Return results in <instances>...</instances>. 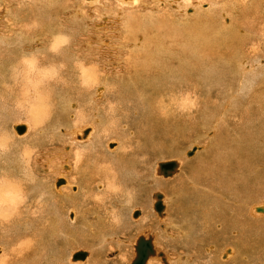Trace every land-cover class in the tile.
Here are the masks:
<instances>
[{
    "label": "bare ground",
    "instance_id": "obj_1",
    "mask_svg": "<svg viewBox=\"0 0 264 264\" xmlns=\"http://www.w3.org/2000/svg\"><path fill=\"white\" fill-rule=\"evenodd\" d=\"M203 1H206V8L202 6ZM203 1L198 0L197 7H195V5L191 7V0H143V2L141 0H85L87 3L84 5L89 6L92 3H97L102 9L101 12L107 11L106 13H108V11H113L115 14L116 12L119 14L124 13L122 16H124L125 20L124 18L123 20L134 27L121 29L120 33L115 32L114 37L111 39L104 35H97L99 38L95 37L97 38L95 42L99 39L97 42L98 44L91 46L86 45L85 47L87 48L85 50L81 48L80 45L77 47V42L73 39L72 43L64 47L59 53L57 58H59L58 60H60L61 63H58V61L57 63L65 66L61 74L64 77L71 78L72 85H75L73 87L75 89L73 92L74 94L78 93L79 99L74 102L68 97V94L72 93L73 88H70V85H65L63 79L60 80L61 82L54 80L48 83L46 87L48 86V103L51 108V112L49 111V113L51 114L53 112L55 114H52L54 115V122L49 124L48 120V128L43 126L44 123L38 125V134L40 136L38 140L45 139V141L48 142L57 140L64 145L63 152H66L65 149L69 146L72 147L71 145H74L75 147L71 148V151H68L70 156L74 159L73 165H64L69 159L62 160L59 168L55 166L57 169L56 177H60L56 180L54 179L52 184L49 185L50 183L45 182L44 178L37 176L35 171L38 170V172H40L39 174H46L47 171L53 172V170H50L52 168L49 166L48 169L45 168L41 170V166L35 164L37 157H35L32 164H30V158L27 153L24 155L22 154L23 159L20 160L11 158L13 155L9 153L14 148V145H7V150H10L8 153H6V150H0V170L9 172H6L7 174L3 172L5 176H1L0 174V178H6L8 181L7 184L0 181V205L5 202H11L21 192L23 195V204L20 205L15 212L7 217L0 215V243L7 240L8 234L6 232L9 231L10 233V231H13L17 235L31 236L27 237L28 241L38 242L39 238L45 239L49 235V237L38 246L42 248L41 251H37L39 253L41 252L42 257H44L43 255L48 253L47 251L49 250L53 252L58 250L57 239L59 237L62 239V246H59V251H62V248L66 246L69 247L71 241H73L76 246L79 241H81L83 245L91 241L94 246L96 244V246L101 248L106 242L113 240L112 235L114 234L115 227L119 229L122 226L120 218L122 216L121 211H123V209L126 210L125 206H127L128 210L126 213H123L126 214L129 220L130 218L135 220L141 218L137 225L140 227L139 230L142 233L138 234L132 240L133 242L130 244L131 252H128L129 246L127 248V252L131 253V257H128L130 254L126 256L124 253H121L115 264H119L124 259V256L131 259L127 261L129 262L128 264L131 263L135 257L134 247L139 236H144L145 239L150 236L152 246L155 250V255L150 256L146 264H164V261L166 264H171V258L169 259L165 252L156 247V243L159 242L163 248L169 249L174 253L173 257L177 264L183 261H185L184 264H261L260 259L264 256V227L260 226V221L264 219V216L258 215H264V201L252 207V199L249 200L250 195L247 194V192H249L247 185L252 183L250 180L252 177L257 179L258 184L264 181L262 180L263 173L261 172V166L263 164H260V150L264 142L261 143V145L259 143L260 141L262 142V138L264 137V108H262V106L258 107L259 114L254 113V111L253 113L245 112L242 114L241 110L243 108L245 109L244 111L249 109L245 108V105L239 101L246 99L245 101L248 102V106L251 105L249 101H252L255 106L260 103V99H262L263 96L256 93V91L255 93L251 91L252 89L264 91V64L257 61L259 58L258 48H255L256 51L253 48L249 51H245L243 47H235V45L234 47L236 50L234 48H228L227 34L223 32L227 27H230L231 24L228 23L229 21L223 23L222 17L226 13L224 11L225 4L231 3L229 4L230 8H232L231 5L237 8V5L235 6L237 1ZM254 1L256 3L258 0H249V2L247 0L248 3L246 4L253 6ZM82 2L84 1L79 0L80 4H82ZM57 3V0H0V85L7 84L6 82L10 81L11 69L20 59L19 56V58L15 56L16 46L18 49H22L20 52L27 54V51L34 45L36 50L41 48L42 51L45 50V54V52L48 51V46L52 38L58 33L64 34L65 29L64 32L58 31L57 28L51 26L52 15L50 12L56 9ZM259 6H261V4ZM68 7H64L63 10ZM139 7L140 9H138ZM119 8H122V11L119 10ZM249 8L251 7L249 6ZM260 8L262 11V7ZM141 10L142 14H140ZM234 11L233 13H235ZM217 12V17L220 16L222 20L217 21L218 23L215 22L216 25H214L215 23L211 21L210 18ZM235 16H237V14ZM191 18L195 19V24L198 22V25H200L198 27L205 30L208 37L210 36L208 41L211 42V44L203 39L204 42L206 41L209 45L206 44L201 47V43H198L200 40L196 42V38L191 36ZM47 20H49L48 23L45 22ZM231 21L232 24H235V19ZM121 24H123V22ZM125 25L124 23L123 27H125ZM192 29L194 30V28ZM232 29L234 28L232 27ZM75 33L73 37L79 40L81 38V36H79L80 32ZM230 33L231 32H229V34ZM195 34H197V31ZM249 36L256 37V34H249ZM262 36L264 37V35ZM213 38L216 39V43L209 40ZM233 39L235 40V38L231 40ZM257 40H259V38H257ZM24 45L26 47L25 49L22 48ZM36 50L34 49V51ZM239 52L242 54L243 58L248 59V55L251 56V63L255 61L254 67L256 69L249 70L250 67L249 69L247 68V59H240L237 61L236 55ZM29 53L31 55V52ZM42 53L43 52L36 53L39 60H44V58L49 57ZM47 54L50 55L51 53L48 52ZM112 54L115 55V58L111 60ZM121 55L124 56L121 61L116 59ZM191 55H193V57H191ZM192 58H194V62L191 61ZM77 62H83L84 71L77 70V68L74 67ZM252 64L251 66L254 65ZM44 66L45 65H41L40 63V67ZM92 66H95L98 72L89 71L88 69ZM84 72H87V75H85ZM123 78H127L131 84L124 83L122 86H114L111 82V80L114 79L122 81L121 79ZM182 80L185 82L184 84L187 83L185 85L187 89L191 88V80L196 81L197 83L193 81L192 84H200L201 87L207 91L209 96L208 99H212V97L216 96V92L217 94L222 92L223 94L221 97L224 95L227 96L224 99H229L230 106L236 111L238 110L235 114L239 116L241 113L242 117L238 119L239 123H232L231 127L224 123L225 132L227 134L226 144L228 146L223 147L222 150L219 148L221 151L218 152H221V154H219L216 159H211L215 155H209V158L212 156L210 158L211 160L202 168L203 172L198 171L200 173H196L194 170L195 172L193 171V173H191L189 171L191 175L188 173L186 177L181 175L175 180L170 181V179L180 173L181 168H183L182 163H184L185 159L181 162V159L179 160L175 159L176 157H171L172 159L170 160L157 161L153 168H150V173L148 172L147 176L151 178L149 187L155 189L151 192L149 197V199H151L150 203L148 199L143 200L145 197H142L144 192L143 189L147 186L145 185V172L148 170H145L148 168L146 164H148L151 158L166 154L163 153L159 146H164L166 143L170 144L180 139L179 136L185 133L183 128L186 129L185 123L189 121L188 119L190 117L194 118V122L191 120L194 125L196 124L195 121H200L197 120V118L202 115V111L205 118L209 116H207L208 113L206 114V109L200 106L199 98L196 99L194 97L188 100L186 99L187 97L183 95L181 98L186 99L184 100V104L186 105V102H188L186 106L181 104L184 101L179 97L182 102L178 99L181 102V106H178L179 103H176L175 107H178V110L176 109L177 112H175L173 108L169 111V114L168 109L167 112L162 110V103H158L157 96L162 94L165 95L166 93L173 96L176 91L182 90L180 89ZM85 81L87 83H85ZM196 86L194 89L193 87L191 88L193 89V96H196L197 92L201 94L200 89L197 88L199 86ZM190 93H188L189 96ZM213 93L215 94L213 95ZM17 96L18 90H8L0 86V97L3 98L1 101H7L5 106L0 104V136L8 138L10 135L17 144H22L25 143L24 141L30 139L27 138L30 134H33L34 123L26 111H21L16 108ZM199 96L200 95H198V97ZM116 97L118 101H115V103L114 98ZM102 98L103 106L101 107L99 102ZM171 102H174V99H172ZM76 105L78 106L79 113L85 114L82 117L83 119H81L82 124L76 126V128L79 127L78 129L66 130L69 125L71 127L73 125V123L69 121L74 118V114L72 115L70 112L74 110ZM170 106H168L169 109ZM223 108L221 109L222 111H224ZM183 109H185V111L187 109V112L184 113L185 111H182ZM190 109L191 115L189 116ZM20 111L27 117L21 118V116H19L21 114ZM222 111L214 113L219 114V116L216 115L217 117H215V115L209 116L211 120L213 119L208 122L211 123L209 129H212L213 126L211 131L216 132V124L220 123L219 121H224ZM47 114L48 112L45 114L41 111L38 113V118L42 117L43 119ZM59 115H61V118L66 117L70 118V120L68 121L66 119V122H61L59 121ZM209 117L207 119H209ZM203 123L204 122H202V125ZM16 125H23L25 127L23 134H18L14 130ZM86 125H90L92 128L84 127ZM129 125L135 127L140 133V137L137 136L139 137V141H135V143L137 142L138 144L137 151L142 154L144 153L141 157L140 166L138 160L135 158L133 146L131 148L126 144L129 137L127 136L128 132L126 133L125 130ZM85 129H88L87 134L84 136L85 138H81V134ZM127 130L129 129L127 128ZM132 136H134L133 131ZM32 137L33 136H31V138ZM112 140L117 141L118 147L115 150L113 149L116 147V143L111 142L108 145V142ZM155 146L157 147L154 148ZM50 147L52 148L51 145ZM200 148L201 147L197 146L192 147L190 150L188 149L189 151L186 149V157L190 158L196 154V156L194 155L196 158L197 155L204 150L201 148L202 150L200 151ZM30 152L31 151L28 153ZM35 152L41 155V151H37L36 149ZM45 152L46 150H44V153ZM101 153H105V155L108 156L106 159L110 158V161H107L108 163L110 162L109 165H103L104 159H101ZM167 153V155L172 154L169 151ZM189 153L191 154L188 155ZM181 158L183 159V157ZM205 159L208 160V158ZM168 161H175L177 163V169L171 177L165 178L157 174V164L159 162ZM46 162L47 161H45V163ZM204 162H206V160ZM41 164L42 167L47 165ZM113 165L114 167L112 168ZM202 166L204 165L202 164ZM63 168L67 170V172H63ZM15 173L18 175H15ZM153 174L154 176L152 177ZM64 177L67 180H65ZM158 177L169 181L162 182ZM59 179H62L64 183L57 186L56 182ZM72 185L76 186L73 192L70 191ZM110 185L118 188L119 191H112ZM158 188L168 190L169 192L167 193H170L174 200H176L177 197L176 203L173 205L174 207H172L176 216L175 222H172L174 219L170 224L158 222V220L162 221L165 218L167 206H169L165 203V200H168L164 194L165 192L163 193L162 190ZM31 192H35L34 196H31L32 194L30 195ZM155 193H160L162 195L163 210L160 214L153 208L155 203V197H153V195ZM32 197L39 199V203L40 201H46L50 206L45 208L42 205H38V209H35V202L33 203L31 201ZM172 198H170V200ZM39 203L36 201V204ZM136 204L141 206L139 210H143L142 213L133 209ZM258 209L261 211L259 212ZM133 210L138 211L139 215L133 217ZM69 211H75L76 217L74 219L72 215H70L71 220L67 219ZM65 217L66 221L64 220ZM61 218L63 219L62 221H60ZM167 220H170V218ZM177 220L181 224H178L176 227L177 229H175L174 226L178 222ZM119 223H121V225H119ZM145 226H154V230H157L158 233L153 231V229H144V231H142L141 229ZM3 228L5 231L2 230ZM69 228H71V230ZM77 228L79 229L76 231L75 229ZM21 229H23L24 232L31 230L37 233L33 232L29 235L22 233ZM158 238L160 240H158ZM124 242L126 241H123V245ZM118 243L121 245L120 242ZM118 243H116V245ZM3 246L5 249L0 246V260H3L5 256L7 257V255L4 254L6 250L5 244H3ZM96 246L94 248H96ZM227 247L232 248H230L231 255L228 257L225 256V261H222V253ZM122 248L126 247L123 246ZM35 250L34 252H36ZM92 250L94 251V249ZM123 250L124 249H122V251ZM86 253L87 256L82 261H72L71 258L74 254L72 253L69 258L70 262H85L90 255L89 259L84 264H103L102 253L93 255L90 252L88 253L87 250ZM158 253H162L163 258L159 257ZM37 259L39 260L38 257ZM37 259L35 258V260ZM59 261L61 260L59 259ZM3 262L5 261H1L2 264H4Z\"/></svg>",
    "mask_w": 264,
    "mask_h": 264
},
{
    "label": "rangeland",
    "instance_id": "obj_2",
    "mask_svg": "<svg viewBox=\"0 0 264 264\" xmlns=\"http://www.w3.org/2000/svg\"><path fill=\"white\" fill-rule=\"evenodd\" d=\"M62 1V2H61ZM82 1H84V2H82V4H80L79 3V0H57V5H56V9H54V11H51L50 12V14L52 15V19H51V26H53V27H55V28H57L58 29V31H63L64 32V29H65V32H64V34L66 33V34H68L67 36H69L70 35V37L72 38L71 39V43H72V40L73 39H75L76 40V42H77V47H79V45H80V47L81 48H84V50L87 48V47H85L86 45H88V46H91V45H97L98 43V40H97V42H95V39H97V38H99V36L100 35H104V36H106V37H110V39L111 38H113L114 37V35H115V32H118V33H120V31H121V29L123 30V29H126L127 27H131V28H133L134 26H130L129 24H127L126 23V21H124L125 20V18H124V16H122L124 13H122V14H119V13H117L116 12V14H117V16H116V14H115V12H110V11H108V13H106V12H101V7H99L98 6V4L97 3H92V4H90L89 6L88 5H84L85 3H87V2H85V0H82ZM142 2H143V0H141ZM203 1V0H202ZM222 1V0H221ZM237 1V4L235 3V6L237 5V8L235 7L234 8V6L233 5H231L232 6V8H230L229 7V4H231V3H226L225 4V7H224V11L226 12L225 14H226V16H225V14H224V16L222 17L223 18V23L226 21V22H228V23H230L231 25H230V27H227L225 30H226V33H225V30H224V34H227V45L229 46L228 48H234L235 50H236V48L235 47H243L244 49H245V51H249V50H251L252 48L256 51V49L258 48L259 49V53H258V56H259V58H258V60L257 61H259V62H261V63H263L264 64V48H263V46H264V37L262 36V35H264V0H258L256 3H255V1H254V5L253 6H251V5H249V4H246V3H248L249 2V0H248V2H247V0H236ZM246 1V2H245ZM252 1V0H251ZM197 2H198V0H191V7H192V5H195V7H197ZM203 4H202V6H204L203 8H206L205 6V3H206V1L204 2H202ZM223 4H224V2H223ZM239 4V5H238ZM261 4V6H259V5ZM226 5H228V6H226ZM248 5V6H247ZM68 7V6H70V7H68V8H65L64 10H63V8L64 7ZM249 6L251 7V8H249ZM76 7V8H75ZM90 7H92V8H90ZM257 7H258V9H257ZM260 7H262V11L260 10L261 8ZM79 8V9H78ZM228 8H230L231 9V12H230V9H228ZM242 8V9H241ZM247 8V9H246ZM76 9V10H75ZM138 9H140V7L138 8ZM143 9V8H142ZM250 9V10H249ZM69 10H71V11H69ZM73 10H75V11H77V12H75V11H73ZM94 10V11H93ZM119 10H121L122 11V8L120 9L119 8ZM235 12V13H233V11ZM236 10H238V11H236ZM241 10V11H240ZM256 10V11H255ZM63 11H65V12H63ZM247 11V12H246ZM261 11V12H260ZM228 12V13H227ZM237 12V13H236ZM240 14H239V13ZM70 13H72V14H70ZM100 13V14H99ZM105 13V14H104ZM69 14V15H68ZM140 14H142V10L140 11ZM234 15V17H233V15ZM237 14V16H235ZM261 14V15H260ZM72 15H73V17H72ZM81 15V16H80ZM137 15V14H136ZM217 15H218V12L215 14V15H212L213 17H211L210 19H211V21H213L214 23L215 22H217V21H221L222 20V18L220 17H217ZM81 18H80V17ZM88 16V17H87ZM122 16V17H121ZM194 16V15H193ZM77 17V18H76ZM118 17V18H117ZM214 17H216V18H214ZM228 17V18H227ZM233 19H232V18ZM71 18V19H70ZM74 18H76V19H74ZM86 18H88V19H86ZM104 18H105V20H104ZM123 18H124V20H123ZM230 18V19H229ZM177 19H178V17H177ZM219 19V20H218ZM225 19V20H224ZM235 19V24H232V21L231 20H234ZM238 19V20H237ZM54 22H53V21ZM75 20H76V22H75ZM87 20V21H86ZM91 21H93V22H91ZM178 21H179V19H178ZM240 21V22H239ZM46 23H48L49 22V20H47V21H45ZM63 22V23H62ZM72 22V23H71ZM87 22H88V24H87ZM123 22V24H121ZM194 22V23H193ZM213 22H211L212 24H214ZM60 23V24H59ZM78 25H77V24ZM120 23V24H119ZM124 23L126 24L125 25V27H123L124 26ZM196 23V21H195V19L193 18H191V36H193V38L195 37L196 39H195V41L196 42H198V40H200L198 43L200 44V46L201 47H203V46H205L206 44H208V43H206V41L204 42V40H207L208 41V38L210 37H208V34L206 33V31L205 30H203V29H201V27H198V26H200V25H198V22H197V24H195ZM218 23V22H217ZM195 24V25H194ZM262 24V25H261ZM69 25V26H68ZM73 25V26H72ZM76 25V26H75ZM86 25V26H85ZM214 25H216V23L214 24ZM195 26V27H194ZM232 27L234 28V29H232ZM38 28V27H37ZM192 28H194V30L192 29ZM261 28V29H260ZM1 29V28H0ZM70 29V30H69ZM88 29V30H87ZM215 29V28H214ZM232 29V30H231ZM236 29V30H235ZM76 30V31H75ZM253 30V31H252ZM262 30V31H261ZM67 31H69V32H67ZM196 31H197V34H195L196 33ZM199 31V32H198ZM238 33H237V32ZM75 32H80L78 35L79 36H81V38L79 39V40H77L76 38H74L73 36L76 34ZM91 32H93V33H91ZM201 32V33H200ZM229 32H231L230 34H229ZM82 33V34H81ZM194 33V34H193ZM65 34V35H66ZM245 34V35H244ZM249 34H256V37H254V36H249ZM97 35H99V36H97ZM179 35V34H178ZM196 35V36H195ZM197 35H198V37H197ZM200 35H201V37H202V39H201V37H200ZM206 35V36H205ZM247 35V36H246ZM78 36V37H79ZM92 36V37H91ZM95 37H97V38H95ZM251 39H250V38ZM261 37V38H260ZM89 38H91V39H89ZM232 38H235V40L233 39V40H231ZM239 38V39H238ZM257 38H259V40H257ZM204 39V40H203ZM245 39V40H244ZM210 41H214V43H216V39L215 38H213V39H209ZM248 40V41H247ZM262 41V43H261V41ZM80 41V42H79ZM91 41V42H90ZM94 41V42H93ZM259 41V42H258ZM205 44H204V43ZM209 42V41H208ZM239 42V43H238ZM244 42V43H243ZM70 43V44H71ZM100 43V42H99ZM204 45H203V44ZM210 44H211V42H209ZM237 43V44H236ZM230 44V45H229ZM242 44V45H241ZM209 45V44H208ZM234 45H235V47H234ZM255 45V46H254ZM261 46V47H260ZM23 49H25L26 47H25V45L22 47ZM27 48H29V47H27ZM227 48V49H228ZM256 48V49H255ZM34 49L36 50V48L34 47V45L33 46H31V49H29L28 51L29 52H31V54H35L36 55V53L37 52H43L42 54H44V51H42L41 49H37L36 51H34ZM261 49H262V51H261ZM22 49H18V47L16 46L15 47V56L17 57V58H19V57H21L22 55H24L25 53H22V52H20ZM27 51V54L28 55H30V53ZM33 51V52H32ZM49 51H47V52H45V56L47 55V56H49V57H46V58H44V60L46 61H44V60H39L40 61V63H41V65H45L44 67H46V66H48V65H53V64H58V63H61L60 62V60H58L59 58H57L58 57V55H52V53L49 55V54H47ZM26 55V54H25ZM19 56V57H18ZM52 56V57H51ZM54 56H55V58H54ZM117 56V55H116ZM237 57H236V59H237V61L238 60H240V59H247V58H243L242 57V54L239 52L237 55H236ZM191 57H193V55H191ZM210 57V56H209ZM240 57V58H239ZM251 56H249L248 55V62H247V65H248V69H249V67H250V69L249 70H254V69H256L254 66H255V61H253L252 63L254 64H252L251 63V58H250ZM112 58L114 59L115 58V55H111V60H112ZM124 58V56H118V58H116V59H119L120 61L122 60ZM261 58V59H260ZM47 59V60H46ZM55 61H54V60ZM51 62H50V61ZM52 60H53V62H52ZM194 60V58H192V60L191 61H193ZM42 61V62H41ZM48 61V62H47ZM57 61H58V63H57ZM45 62V63H44ZM194 62V61H193ZM250 62V63H249ZM116 64V63H115ZM251 64L253 65V66H251ZM250 65V66H249ZM253 68V69H252ZM62 77V78H61ZM61 77L59 78V79H57V81H60L61 79H63L64 81H65V85H70V88H73L74 86L72 85V80H70L71 78H68V77H64V76H62V74H61ZM64 77V78H63ZM192 77V76H191ZM264 78V77H263ZM6 79V78H5ZM122 81H120V80H118V79H114V80H111V82H112V84L114 85V86H122V85H124V83H128V84H131L130 83V81H128V79L127 78H123V79H121ZM120 81V82H119ZM194 81V80H193ZM193 81L191 80V82L193 83ZM10 82L11 81H8V82H6L7 84H10ZM61 82V81H60ZM134 82V81H133ZM195 83H197L196 81H194ZM73 83H74V81H73ZM185 82L182 80V86H181V88L180 89H182V90H178V91H176L175 92V94L173 95V96H170L168 93H166L165 95L164 94H162V95H158L157 97H158V103L160 102V103H162L161 104V106H163L162 107V110L163 111H165V112H167V109H168V114L170 113L169 111H171L172 110V108L175 110V112H177L176 111V109L178 110V107L176 108L175 107V105H176V103H179L178 104V106H181L180 105V103L182 102V101H184V100H186V99H188V100H190L191 98H196V99H198L199 100V102H200V106H202V107H204L205 109H206V114H207V116L209 115V116H213V115H215V117H217V116H219V114H214V113H218V112H220V111H222L221 109L223 108L224 109V111H222V113H223V115H224V121L223 122H221V121H219L220 123H218V124H216V126H215V128H216V132H214V131H211L212 129H213V126H212V129H209V126H211V123H208V122H210V121H212L211 119H210V117H209V119H207L208 117H206L205 118V115L203 114V111H202V115H200V116H198L199 118H197V120H200L199 122L198 121H195V123L196 124H194L195 126H197V127H195L194 125H193V122H194V118H189L188 120L189 121H187L186 123H185V128L186 129H184L183 128V130H185V133H183L182 135H180L179 136V138L180 139H177L175 142L177 143H175V142H172V143H166L164 146H159V148L160 149H162V151H163V153L166 155H157V156H155V157H153V158H151L150 160H149V162H148V164H146V166L148 167V168H146L145 170H147V172H145V177H146V183H145V185H147L146 186V188L145 189H143L144 190V192H143V194H142V197L144 196L145 198H143V200L144 199H148L149 201L151 200V199H149V197H150V195H151V192L153 191V190H155V189H152V188H150L149 187V184H151V178H149V177H147L148 176V172H149V170H150V168L152 169L153 168V166L155 165V163L157 162V161H163V160H170V159H172V158H174V157H176L175 159H181V162H183V160H184V163H182L183 165H182V167L183 168H181V171H180V173L179 174H177L174 178H172V179H170V181H172V180H175L176 178H178L179 176H184V177H186V175L189 173V171L191 172V173H193V171L195 170L196 171V173H200V172H203L202 171V168H204L205 167V165L207 164V163H209V161L212 159H216L218 156H219V154H221V152L219 153L218 151H221L222 150V148L223 147H227L228 145L226 144V142H227V134H226V130H225V127H224V123H226L227 125H229L230 127H231V125H232V123H239V120L238 119H240L241 117H242V114H244L245 112H250V113H253V111H254V113H256V114H259V111H258V107L259 106H262V108H264V91H262V90H259V89H252V93H255V91H256V93H259V95H262L263 96V98L262 99H260V103H258V105H256L255 106V104H253V102L252 101H249V103L251 104V105H249L248 106V102L247 101H245L246 99H242V100H240L239 102H242L244 105H245V108H247V109H249V110H246V111H244L245 109L243 108L242 110H241V113L239 114V116H238V114H235L237 111L235 110V109H233V107H231L230 105L231 104H229V99H224L225 97H227V96H222L221 97V95L223 94L222 92L221 93H218L217 94V92H216V94L215 93H213V95L215 94L216 96H214V97H212V99H208L209 98V96H208V94H207V91L206 90H204V88L203 87H201V85L200 84H192L191 83V88L193 87V89H194V87L197 85V86H199V87H197L198 89H200V91H201V94H199L198 92H197V94H196V96H193V89H187V88H185L186 86V84H184ZM193 85V86H192ZM72 86V87H71ZM48 87V86H47ZM47 87H45V89H44V92L45 93H47L46 95L48 96V92H47ZM186 89V90H185ZM73 90H75L74 88L72 89V93H69L68 95V97H70L74 102L75 101H77L78 99H79V95H78V93L77 94H74V92H73ZM258 91V92H257ZM187 92V93H186ZM191 92V93H190ZM178 93V94H177ZM188 93H190V96H189V94ZM261 93V94H260ZM206 94V95H205ZM78 95V96H77ZM167 95V96H166ZM169 95V96H168ZM184 96V97H187L186 99L184 98V99H182L181 98V96ZM190 97H188V96ZM198 95H200L199 97H198ZM205 95V96H204ZM161 96V97H160ZM182 96V97H183ZM160 97V98H159ZM175 97V98H174ZM182 99V101L180 100V98ZM177 98V99H176ZM202 98V99H201ZM217 98V99H216ZM1 99H3V98H1L0 97V104H3L4 106L6 105V102L7 101H5V100H2L1 101ZM69 99V98H68ZM172 99H174V102H171V100ZM175 99H176V102H175ZM181 101H179V100ZM70 100V99H69ZM163 100V101H162ZM169 100V101H168ZM212 100V101H211ZM223 100V101H222ZM115 101H118L117 100V97L116 98H114V102ZM162 101V102H161ZM103 98L101 99V101L99 102V104H100V106L102 107L103 106ZM167 102H168V104H167ZM211 102V103H210ZM231 102V101H230ZM5 103V104H4ZM116 103V102H115ZM170 103H171V106H170ZM185 103V101L183 102V103H181L182 105ZM223 103V104H222ZM224 103H225V105H224ZM229 105H228V104ZM188 104V102H186V105ZM185 105V104H184ZM185 105V106H186ZM210 105V106H209ZM228 105V106H227ZM168 106H170V109H169V107ZM246 106H248V107H246ZM166 107V108H165ZM231 107V108H230ZM252 108V109H251ZM15 109V108H14ZM228 109V110H227ZM231 109V110H230ZM50 110H51V108H50ZM76 110H77V112H76ZM235 110V111H234ZM251 110V111H250ZM16 111H18V110H16ZM182 111H185V109H183ZM21 112V111H20ZM51 112V111H50ZM76 112V113H75ZM187 112V109H186V111L184 112V113H186ZM189 112V111H188ZM210 112H211V114H210ZM72 115H73V117L74 118H72L71 120H70V118H66V117H62L61 118V115H59V121H61V122H66V119L70 122V123H73V125H72V127L69 125L68 126V128H66V130H69V129H74V128H76V126H78V125H80V124H82V121H81V119H83L82 117H83V115H85V114H83V113H79V111H78V106L76 105L75 106V108H74V110L73 111H71L70 112ZM178 113H181V112H178ZM178 113H176V114H178ZM191 113V109H190V112H189V116L191 115L190 114ZM227 113V114H226ZM234 113V114H233ZM50 113L48 112V114L46 115V120L44 119L43 121V123H44V125L43 126H45V128H48L47 126H49L48 125V120H49V124L50 123H52V122H54V113L52 112L50 115H49ZM52 114H54V115H52ZM183 114V113H182ZM217 115V116H216ZM19 116H21V118H25V117H27L26 115H23L22 114V112H21V114L19 115ZM43 116V115H42ZM238 116V117H237ZM52 117V118H51ZM78 117V118H77ZM203 117V118H202ZM20 118V117H19ZM40 118H42V117H40ZM48 118V119H47ZM202 118V119H201ZM205 118V119H204ZM237 118V119H236ZM51 119H52V121H51ZM205 121H204V120ZM234 119V120H233ZM24 120V119H23ZM26 120V119H25ZM193 122H192V121ZM203 120V121H202ZM206 120H207V122H206ZM14 122H16V121H14ZM30 122V121H29ZM46 122V123H45ZM189 122V123H188ZM202 122H204L203 123V125H202ZM208 123V124H207ZM246 123V122H245ZM46 124V125H45ZM221 124V125H220ZM199 125V126H198ZM34 126V128H33V134L31 135H29V137H27V138H30L28 141H24L25 143H22V144H17L14 140H13V138H12V136H8V145H14V148L11 150V152L9 153V154H11V155H13V156H11V158H15L16 160L17 159H23V155L25 154V153H27V155H29V158H30V164H32V161H34V158L35 157H37V160H36V162H35V164H38L39 166H41V170L42 169H48L49 167L50 168H52V169H50V170H53V172L52 171H47L46 172V174H39L40 172H38V170H36L35 171V174L37 175V176H39V177H42V178H44V180H45V182H47V183H50L49 185H51L52 184V181L55 179H57V178H59L60 176H57L56 177V171H57V169L56 168H59V165L61 164V162H62V160H68V161H66L65 162V164L64 165H67V164H69L68 166H70V165H73V161H74V159L72 158V156H70V154L68 153V151L70 150L71 151V148H73V147H75L74 145H71L72 147H68L67 149H65V151L66 152H63L62 150H63V144H61V143H59L57 140H53V142H48V141H45V139L43 140V139H41L40 141L38 140V137H40L39 136V134H38V132H39V127L36 125V124H34L33 125ZM193 126H194V128H193ZM201 126H203V127H201ZM219 126V127H218ZM223 126V127H222ZM228 126V127H229ZM84 127H91L92 128V126H90V125H86V126H84ZM132 126H128L127 128L129 129V130H127V128H126V133H127V136L129 137L128 138V141H126V144L128 145V146H130L131 148H132V146H133V152H134V154H135V158L138 160V162H139V166L141 165V157H142V155L144 154H142L141 152H139V151H137L138 149H137V146H138V144H137V142L139 141V137H140V133L138 132V130L135 128V127H132ZM229 127V128H230ZM79 128V127H78ZM78 128H76V129H78ZM80 128H82V127H80ZM189 128V129H188ZM131 129V130H130ZM191 129V130H190ZM193 129V130H192ZM197 129V130H196ZM201 129H202V131H201ZM204 129V130H203ZM64 130V129H63ZM86 130H88V129H85L84 131H86ZM136 130V131H135ZM132 131H133V135L134 136H132ZM62 132V131H61ZM129 132H131V133H129ZM137 132V133H136ZM198 133V134H197ZM213 133V134H212ZM131 134V135H130ZM139 134V135H138ZM130 135V136H129ZM175 136H177L176 134H174ZM214 135V136H213ZM31 136H33L32 138H31ZM137 136H139V137H137ZM210 136V137H209ZM212 136V137H211ZM170 137V136H169ZM174 137V136H173ZM113 138V137H112ZM132 138V139H131ZM171 138V137H170ZM212 138V139H211ZM135 139V140H134ZM129 140H130V142H129ZM135 141H137L136 143H135ZM15 142V143H14ZM41 142V143H40ZM111 142H114V143H116V147L113 149V150H115L118 146H117V141L116 140H112V141H109L108 142V145L111 143ZM264 142V137L262 138V142L260 141L259 143H260V145H261V143H263ZM12 143V144H11ZM59 143V144H58ZM134 143V144H133ZM217 143V144H216ZM61 144V145H60ZM129 144H131V145H129ZM136 144V145H135ZM197 144V145H196ZM16 145V146H15ZM44 145V146H43ZM50 145L52 146V148L50 147ZM56 146V148H55V146ZM60 145V146H59ZM167 145V146H166ZM191 145H192V147H197V146H199V147H201L202 149H204V150H202L201 148H200V153L197 155V157L195 158V156H196V154H194L192 157H190V158H187L186 157V153H187V151H189L192 147H191ZM31 146V147H30ZM49 148H48V147ZM58 146V147H57ZM136 146V147H135ZM172 146H173V148H172ZM176 146V147H175ZM218 148H217V147ZM26 147V148H25ZM35 147V148H34ZM38 147V148H37ZM46 147V148H45ZM54 147V148H53ZM157 146H155L154 148H156ZM190 147V148H189ZM208 147V148H207ZM59 148V149H58ZM170 148V149H169ZM174 148H176V149H178V150H176V149H174ZM221 150H220V149ZM262 149L260 150L261 151V157H260V164L262 165H264V144H263V146L261 147ZM8 149V146H7V148H6V153H8L10 150H7ZM19 151H18V150ZM22 149V150H21ZM32 149H33V152H32ZM37 149V151H41V155H38L36 152H35V150ZM48 149V150H47ZM53 149V150H52ZM56 149V150H55ZM135 149H136V151H135ZM172 149V150H171ZM186 149H187V151H186ZM189 149V150H188ZM44 150H46V152L44 153ZM166 150H168L169 152H171L172 154H170V155H167L168 153V151H166ZM175 150V151H174ZM217 150V151H216ZM29 151H31L30 153H28ZM50 151V152H49ZM57 151V152H56ZM204 151V152H203ZM13 152V153H12ZM61 152H63V153H61ZM216 152H217V154H216ZM4 153V152H3ZM176 153H178V154H176ZM185 153V154H184ZM15 154V155H14ZM23 154V155H22ZM31 154V155H30ZM102 155H101V159L103 160L104 159V164L103 165H109L110 164V162L108 163L107 161H110V158H108V159H106L108 156H106L105 155V153H101ZM138 154V155H137ZM181 156H180V155ZM183 154H184V156H183ZM37 155V156H36ZM141 155V156H140ZM204 155V156H203ZM209 155H215L214 157H212V156H210V158H209ZM34 156V157H33ZM43 156V157H42ZM46 156V157H45ZM65 156V157H64ZM104 156V157H103ZM180 156V157H179ZM206 156H208V157H206ZM21 157V158H20ZM39 157V158H38ZM138 157H139V159H138ZM172 157V158H171ZM181 157H183V159L181 158ZM191 158H193V159H191ZM205 158H208V160L207 159H205ZM41 159H43V160H41ZM153 159V160H152ZM188 159V160H187ZM191 159V160H190ZM59 160V161H58ZM202 160V161H201ZM206 160V162H204ZM45 161H47L46 163H45ZM191 161V162H190ZM197 161V162H196ZM40 162V163H39ZM60 162V163H59ZM69 162V163H68ZM186 162V163H185ZM187 162H189V163H187ZM41 163H43V165L45 164H47L45 167H42V164ZM113 163V162H112ZM111 163V164H112ZM57 164V165H56ZM202 164L204 165V166H202ZM201 165V166H200ZM262 165V166H263ZM49 166V167H48ZM55 166H57L56 168H55ZM261 166V172L263 173V177H262V180H264V166L262 167ZM114 167V165L112 166V168ZM200 168V169H199ZM1 172H0V174H1V176H5V174H7V173H9L8 171H4V170H0ZM62 171L63 172H67V170H65L64 168L62 169ZM183 171V172H182ZM194 171V172H195ZM198 171H200V172H198ZM5 174H4V173ZM7 172V173H6ZM187 172V173H186ZM150 173V172H149ZM184 173V174H183ZM191 173H189V175H191ZM3 174V175H2ZM15 175H18V174H16L15 173ZM14 175V176H15ZM41 175V176H40ZM46 175V176H45ZM154 176V174L152 175V177ZM56 177V178H55ZM150 180H149V179ZM159 178V177H158ZM64 179L65 180H67L65 177H64ZM159 179H161L162 180V182H165V181H169V180H163L162 178H159ZM254 177H252L250 180H251V182L252 183H250L249 185H247V189L249 190V192H247V194L248 195H250V198H249V200L250 199H252L251 200V206L252 207H254V206H257V204H259L260 202L262 203L263 201H264V181H261L259 184L257 183L258 181H257V179H255ZM149 180V181H148ZM254 183V184H253ZM257 183V184H256ZM263 183V184H262ZM255 185V186H254ZM54 186H55V183H54ZM72 188L70 189V191L71 192H73V189H76V186H74V185H72L71 186ZM149 187V188H148ZM249 187V188H248ZM251 187V188H250ZM255 187H257V188H255ZM252 188H254V189H256V190H254V189H252ZM159 190H162V192L165 194V196H166V199H168V200H165V203H166V205H171L170 207L169 206H167V211H166V215H165V218L162 220V221H159L158 220V222L159 223H162V222H164V223H168V224H170L171 223V221L174 219V221H172V222H175L176 221V216H175V214H174V212H173V209H172V207H174L173 205H175V203H176V200H177V197H176V200H174L172 197H171V195H170V193H167V192H169L168 190H165V189H163V188H158ZM57 190V189H56ZM258 190V191H257ZM254 191V192H253ZM256 191V192H255ZM251 192V193H250ZM253 192V193H252ZM250 193V194H249ZM32 194V195H31ZM34 194H35V192H31L30 193V195L31 196H34ZM257 194V195H256ZM252 195H253V197H252ZM30 196V197H31ZM136 196H139V195H136ZM169 197V198H168ZM170 198H172L171 200H170ZM254 198V199H253ZM31 201L34 203L35 202V209H38L37 207H38V205H42V206H44L45 208L46 207H49L50 205L46 202V201H40V203H39V199H37V198H31ZM36 201H38V203L39 204H36ZM174 202V203H173ZM42 203V204H41ZM150 203H151V201H150ZM171 203V204H170ZM173 203V204H172ZM150 205V204H149ZM129 206V205H128ZM119 207V206H118ZM140 205H135V207H133V209H135V210H138L139 212H141L142 213V211L143 210H139L140 209ZM129 208H130V206H129ZM150 208H151V205H150ZM170 208V209H169ZM125 209L126 210H124L123 209V211H121L122 212V216L120 217L121 218V223H122V226L119 228V229H117L116 227H115V231H114V234L112 235L113 237H112V239L113 240H109L108 242H106L104 245H103V247H99V246H96V244H95V246H96V248H94L95 246H94V244H93V242H91V241H88V243L86 244V245H83V243L81 242V241H77L78 243H77V246H76V244H74L73 243V241H71V244H70V246L69 247H65V248H62L63 250H64V252H63V250L62 251H59V246H62L61 245V243H62V239L59 237L58 239H57V247H58V250L57 251H47L48 253H45L43 256L44 257H42V254H41V252L39 253V252H37V251H41V247H38L39 245H40V243H42L46 238H48L49 237V235H48V237H46L45 239H43V238H39V241H41V239H42V241L41 242H37V241H28V239H27V237H31V236H22V235H17V234H15L13 231H10V233H9V231L8 232H6L7 234H8V238H7V240L6 241H3V243L1 242L0 243V246L3 248L4 246H3V244H5V246H6V250H5V252H4V254H6L7 255V257L5 256L4 257V259L2 260H0V263H1V261H5V262H3L4 264H58L59 262V264H84V263H86V261L89 259V257H90V255L87 257V259H86V261L85 262H77V263H71L70 262V255L72 254V253H76V252H78V251H83V252H86V250H87V252L89 253H91V254H96V253H102V256H103V258H102V263L104 264V262H105V264H115V262L118 260V258H119V256H120V254L121 253H124V255H128V254H130L128 257L130 258L131 257V253H128V252H131L130 251V244L133 242L132 240L138 235V234H141L142 232H140V230H139V226L137 225V223H139V220L141 219V218H139V219H137V220H135V219H132V218H130V220L127 218V216H126V214H124V213H126V211L128 210L127 209V206H125ZM135 210H133V213L135 212ZM74 212V213H73ZM124 212V213H123ZM169 212H171V213H169ZM38 214H39V212H38ZM69 215V216H68ZM68 215H67V219H69V220H71L70 219V215H72L73 216V219L76 217V214H75V211H69L68 212ZM171 215V216H170ZM174 215V216H173ZM254 215H258V214H254ZM124 216H126V217H124ZM156 216V215H155ZM258 216H264V215H258ZM124 217V218H123ZM173 217H175V218H173ZM64 218V217H63ZM168 218H170V220H167ZM158 219V218H157ZM166 219V220H165ZM63 219L61 218L60 219V221H62ZM65 221H66V217H65V219H64ZM130 221V222H129ZM165 221H168V222H165ZM178 221V220H177ZM263 221V222H262ZM262 221H260V226H262V227H264V219L262 220ZM134 222V223H133ZM121 223H119V225H121ZM180 225L181 223L178 221L176 224H175V226H174V228L175 229H177L176 227H177V225ZM106 225V224H105ZM126 225V226H125ZM66 226V225H65ZM106 226H108V225H106ZM136 226V227H135ZM80 227V226H79ZM146 227L147 226H145L144 228H142L141 230L142 231H144V229L145 230H151V229H153V231H156L157 233H158V231L157 230H154V226L153 227H147V229H146ZM261 227V228H262ZM70 230H71V228H69ZM68 229V230H69ZM73 229V228H72ZM79 228H77V229H75L76 231L78 230ZM136 229V230H135ZM3 231H5L4 230V228L2 229ZM139 230V231H138ZM171 230V229H170ZM181 230V229H180ZM21 231H22V233H26V234H29V235H31L33 232L34 233H37V232H35V231H26V232H24L23 231V229H21ZM133 231H135V232H133ZM137 231V232H136ZM169 231V230H168ZM11 232H12V234H11ZM88 232V231H87ZM87 234V233H86ZM13 235V236H12ZM116 235V236H115ZM123 235V236H122ZM21 236V237H20ZM118 237V238H117ZM123 237V238H122ZM10 238V239H9ZM12 238H13V240H12ZM70 238V237H69ZM16 240V241H15ZM31 240H32V238H31ZM77 240H79V239H77ZM158 240H160L159 238H158ZM28 241V242H27ZM123 241H126V242H124V245H123ZM30 242V243H29ZM33 242V243H32ZM84 242V241H83ZM118 242H120L121 243V245H119V243ZM32 243V244H31ZM90 243H91V245H90ZM108 243V244H107ZM116 243H118L117 245H119V246H117L116 245ZM12 244V245H11ZM27 244V245H26ZM37 244V245H36ZM126 244V245H125ZM128 244V245H127ZM37 247H36V246ZM31 248H29V247ZM72 246H74V247H76V248H74V247H72ZM90 246V247H89ZM92 246V247H91ZM94 246V247H93ZM117 246V247H116ZM123 246H125L126 248H122ZM128 246H129V248H128ZM72 247V248H71ZM111 247V248H110ZM156 247H158L161 251H163V252H165L166 254H167V256L169 257V259H170V261H171V264H177V262L175 261V259H174V257H173V252L172 251H170L169 249H165V248H163L162 247V245H161V243L159 242V243H156ZM28 248V249H27ZM38 248V249H37ZM68 248H70V249H68ZM115 248V249H114ZM127 248H128V250H127ZM231 247H227L226 249H225V251L222 253V256H221V260L222 261H225V256H229V255H231V249H230ZM4 249H5V247H4ZM36 249V250H35ZM92 249H94V251L92 250ZM109 249H112V250H109ZM122 249H124L123 251H122ZM34 250L37 252H34ZM118 250V251H117ZM4 251V250H3ZM108 251V252H107ZM111 251V252H110ZM122 251V252H121ZM128 251V252H127ZM51 252H52V254H51ZM107 252V253H106ZM116 252H117V254H116ZM20 253V254H19ZM55 253H56V255H55ZM60 253H61V255H60ZM3 254V255H4ZM9 254V255H8ZM18 254H19V256H18ZM37 255H39V256H37ZM33 256V257H32ZM52 256H53V258H52ZM126 256H124V259L119 263V264H128L129 262H127L128 261V259L129 258H127ZM37 257L39 258V260L37 259ZM55 257V258H54ZM57 257V258H56ZM59 257V258H58ZM117 257V258H116ZM12 258V259H11ZM31 258V259H30ZM35 258L37 259V260H35ZM45 258V259H44ZM109 258V259H108ZM127 258V259H126ZM133 258V257H132ZM8 259V260H7ZM11 259V260H10ZM40 259H42V260H40ZM53 259V260H52ZM59 259L61 260V261H59ZM67 259H68V262H67ZM114 259H116V260H114ZM30 260V261H29ZM48 260V261H47ZM65 260V261H64ZM131 259H129V261H130ZM28 261H29V263H28ZM36 261V262H35ZM56 261H58V262H56ZM112 263H111V262ZM65 262V263H64ZM126 262V263H125ZM191 262V261H190ZM260 262H261V264H264V256L263 257H261V259H260ZM185 263V261H183L182 263H178V264H184ZM2 264V263H1ZM118 264V263H117Z\"/></svg>",
    "mask_w": 264,
    "mask_h": 264
},
{
    "label": "clouds",
    "instance_id": "obj_3",
    "mask_svg": "<svg viewBox=\"0 0 264 264\" xmlns=\"http://www.w3.org/2000/svg\"><path fill=\"white\" fill-rule=\"evenodd\" d=\"M71 43V38L63 33L55 35L48 46V51L52 54L59 55L64 47ZM63 64H53L46 67H40V62L35 54L22 55L17 64L11 69L9 77L11 83L0 85L8 90H18L16 99V108L26 111L32 122L37 126L43 123L42 118H38V113L43 111L45 114L50 111L48 96L44 92L46 85L61 77L64 70ZM74 67L77 70L84 71L83 62H77ZM89 71L98 72L95 66L88 69ZM87 75V72H84ZM85 83H87L85 81ZM46 118V115H45ZM8 138L0 136V150H6ZM0 181L7 184L6 178H0ZM112 191H119L118 188L112 187ZM23 204L22 192L11 202H5L0 205V215L7 217L16 211Z\"/></svg>",
    "mask_w": 264,
    "mask_h": 264
},
{
    "label": "water",
    "instance_id": "obj_4",
    "mask_svg": "<svg viewBox=\"0 0 264 264\" xmlns=\"http://www.w3.org/2000/svg\"><path fill=\"white\" fill-rule=\"evenodd\" d=\"M14 130L18 134H23L25 131V127L23 125H16L14 127ZM87 131L88 130L82 132L81 138H85L84 136L87 134ZM190 154L191 153H189L188 155ZM176 169H177V163L175 161L159 162L157 164V174L165 178L171 177L176 172ZM63 183L64 181L62 179H59L56 182V185L59 186L62 185ZM153 197H155V203L153 208L158 214H160L161 211L163 210L162 195L160 193H155ZM258 211L260 212L261 210L258 209ZM138 215H139L138 211H135L133 213V217H136ZM134 249H135V257L130 264H146L147 259L150 256L155 255V250L152 246L150 236H148L147 239H145L144 236H139L136 240ZM86 256H87L86 252L78 251L72 255L71 259L72 261H80V260L82 261L85 259ZM158 256L163 258L162 253H158ZM164 264H166L165 261Z\"/></svg>",
    "mask_w": 264,
    "mask_h": 264
}]
</instances>
